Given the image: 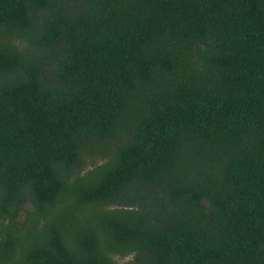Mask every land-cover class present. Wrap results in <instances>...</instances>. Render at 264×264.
Returning <instances> with one entry per match:
<instances>
[{
  "label": "trees",
  "instance_id": "1",
  "mask_svg": "<svg viewBox=\"0 0 264 264\" xmlns=\"http://www.w3.org/2000/svg\"><path fill=\"white\" fill-rule=\"evenodd\" d=\"M0 264H264V0H0Z\"/></svg>",
  "mask_w": 264,
  "mask_h": 264
},
{
  "label": "rangeland",
  "instance_id": "2",
  "mask_svg": "<svg viewBox=\"0 0 264 264\" xmlns=\"http://www.w3.org/2000/svg\"><path fill=\"white\" fill-rule=\"evenodd\" d=\"M18 219H19L20 221L23 219V214H22L21 212L19 213V217H18ZM127 258H129V256H128V257H118V256H115V260L118 261V262L124 261V260H126Z\"/></svg>",
  "mask_w": 264,
  "mask_h": 264
}]
</instances>
